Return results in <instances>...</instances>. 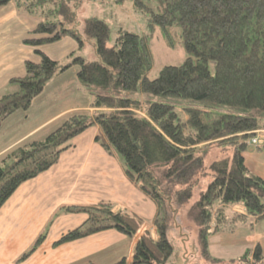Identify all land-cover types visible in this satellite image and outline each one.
<instances>
[{"label":"trees","instance_id":"trees-1","mask_svg":"<svg viewBox=\"0 0 264 264\" xmlns=\"http://www.w3.org/2000/svg\"><path fill=\"white\" fill-rule=\"evenodd\" d=\"M83 1L0 0V7L14 3L19 12L39 20L23 40L37 61L25 60L24 74L11 78V88L0 92V123L27 110L51 78L74 65L95 108L67 116L44 140L18 145L0 158V207L22 182L51 167L76 136L96 126L95 141L119 159L128 179L157 207L153 223L158 237L142 234L132 263L168 264L170 224L175 207L184 205L196 226L199 255L223 261L210 255L208 237L264 220V179L251 174L243 159L251 138L264 130V0H154V8L134 0L147 16V32L118 29L111 45L103 19L78 20L76 9ZM157 28L166 46L180 41L186 57L149 79V40ZM64 37L77 43L67 61L41 50ZM91 39L96 60L86 61L78 51ZM138 95L144 96L143 103ZM252 145L264 151V142ZM237 205L244 214L227 215L226 208ZM60 213H84L87 219L62 234L56 245L107 229L133 237L142 224L138 216L115 212L107 202L63 205L53 216ZM45 232L19 261L41 244ZM226 263L264 264V251L257 244Z\"/></svg>","mask_w":264,"mask_h":264},{"label":"crops","instance_id":"crops-1","mask_svg":"<svg viewBox=\"0 0 264 264\" xmlns=\"http://www.w3.org/2000/svg\"><path fill=\"white\" fill-rule=\"evenodd\" d=\"M38 21L19 12L14 3L0 7V92L11 88V78L24 74L25 60L37 61L33 48L23 40ZM41 50L52 59L65 62L66 56L77 50V43L64 37L42 45ZM76 72L74 65L51 78L27 110H17L0 123V158L18 145L44 140L67 116L94 111L91 95ZM97 131L96 126H91L76 136L73 146L64 150L51 167L22 182L0 207V264H103L100 256L106 251H112L111 257L115 258L108 264L122 259L125 264H133L137 239L144 233L153 239L158 237L153 223L155 203L128 179L119 159L95 141ZM243 159L251 174L264 179V151L253 146L243 152ZM98 202L110 203L115 212L127 211L141 218L136 235L128 239L123 233L107 229L54 244L62 234L87 219L84 213L53 216L60 206ZM232 212L244 214V209L238 205L226 208L227 215ZM45 229L41 244L19 261ZM121 243L126 249L123 254L116 251ZM257 244L263 249L264 220L252 221V226L239 223L233 231L211 234L208 239L209 253L221 260L225 258L216 252L230 254V260Z\"/></svg>","mask_w":264,"mask_h":264},{"label":"rangeland","instance_id":"rangeland-1","mask_svg":"<svg viewBox=\"0 0 264 264\" xmlns=\"http://www.w3.org/2000/svg\"><path fill=\"white\" fill-rule=\"evenodd\" d=\"M142 1L152 8L155 7L154 0ZM76 15L80 22H83L85 19L90 17L103 19L110 27L111 33L108 40V44L110 45L112 44L118 29L129 30L131 32H136L140 34H143L148 30L146 26L147 16L146 14H143L141 11L136 9L134 5V0H85L76 9ZM90 41L91 43H86L79 53L86 59V61H93V59L96 60L94 47L92 45L93 39H91ZM149 48L153 57L152 67L147 74V77L149 79L156 78L159 75L160 70L164 66L179 65L184 61L186 57L181 42H178L175 39L173 46H166L164 42L163 33L158 28L155 29L153 38L149 40ZM137 97L141 100L140 102L143 103L144 96L138 95ZM162 101L168 102V100L166 99H162ZM251 146L252 145L248 143L246 150L251 149L253 147ZM211 154L213 155V153ZM207 159L210 160L211 156H208ZM177 208L178 207H175V215L173 216V220L170 224V228L171 230H173L172 233H170L173 234L171 239L173 251L177 249L181 253L182 243H184L187 251L190 253V261L188 264H227V257H229L230 255H228V253L216 252L219 257L225 258L221 262H214L210 259H205L199 255L200 248L196 238L197 230L196 226L187 219V206L184 205L181 206V208L179 209ZM126 238L129 239V237ZM116 251L122 254L125 253V244L121 243L116 249ZM122 254L120 255V258L123 257ZM111 255L112 251H106L105 253H103V255L100 256L103 259L102 263L108 264L114 261L115 258H112ZM125 255L126 254H124V256ZM210 255L214 257L213 253H210Z\"/></svg>","mask_w":264,"mask_h":264},{"label":"water","instance_id":"water-1","mask_svg":"<svg viewBox=\"0 0 264 264\" xmlns=\"http://www.w3.org/2000/svg\"><path fill=\"white\" fill-rule=\"evenodd\" d=\"M190 253L187 251L186 246L182 243V252L175 250L168 261V264H188L190 261Z\"/></svg>","mask_w":264,"mask_h":264},{"label":"built area","instance_id":"built-area-1","mask_svg":"<svg viewBox=\"0 0 264 264\" xmlns=\"http://www.w3.org/2000/svg\"><path fill=\"white\" fill-rule=\"evenodd\" d=\"M264 142V130L257 131V134L251 138V143L256 145V144H261Z\"/></svg>","mask_w":264,"mask_h":264}]
</instances>
